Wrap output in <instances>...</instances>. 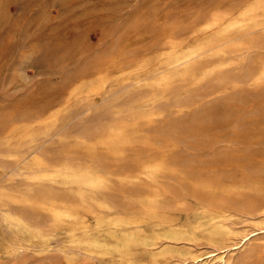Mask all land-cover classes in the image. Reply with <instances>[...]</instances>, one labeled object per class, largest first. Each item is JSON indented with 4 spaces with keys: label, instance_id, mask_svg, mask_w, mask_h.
Returning <instances> with one entry per match:
<instances>
[{
    "label": "rangeland",
    "instance_id": "374dc122",
    "mask_svg": "<svg viewBox=\"0 0 264 264\" xmlns=\"http://www.w3.org/2000/svg\"><path fill=\"white\" fill-rule=\"evenodd\" d=\"M242 1L244 0H0V112L9 113L13 111L16 115L18 129L10 141L11 146L19 142L23 143L20 149L22 156L20 155L18 158L9 155L8 151L4 147L2 148L3 145L0 144V188L12 180L19 186L24 185L27 181L24 174L17 175L16 177L12 176L20 169L24 172L32 166L37 174L45 175L50 173L51 167L58 166L66 160H78L80 155V159L87 158L88 156L85 151L71 147L69 141L72 142L74 140L79 142V138L81 139L84 136L87 140L89 139L87 142L89 147L97 141L96 138L102 132L103 128L113 126L114 124L117 125L127 120L125 119L128 118L126 114L117 115V117H121L122 115L125 117L122 116L121 118L115 119L116 114H119L117 112L120 111V108L128 111L135 106L133 111L138 110L136 107L138 105L135 102L133 103L135 98L129 99L127 97L130 88L125 87L126 84L118 81H114L113 84L112 82L106 84V92L102 96V102L99 101L90 110L91 112L87 110L86 106L74 105L73 96L67 95V92L69 93L70 91L68 89L73 86L80 75L89 74L93 67L92 65L113 52L118 46L124 45L127 42V37L123 36L122 33L128 26L138 25L140 29L146 30L150 34H153L156 29L162 26L176 22L184 28L195 22L202 21L201 15L204 14V11L207 13L216 5V7H234L239 6ZM258 41L256 42L257 46L254 43L255 47L249 48L252 49L251 51L247 49L238 54L239 67L236 64L235 66L226 67L228 69L224 68L212 76L213 79L211 78L208 84L197 85L198 87L194 84L196 90L193 88V84H178L174 91H172L173 95H171L170 99L157 101L154 103L156 104L155 106L153 104L154 111H161L163 113H160V116H156L154 119L155 122L152 121V123L150 122L151 124L142 120L138 125L141 133L148 135L152 143L155 144V146L153 145L154 151L148 154V156H145L143 153L139 154L138 150L140 149L137 148H135V152L132 149V152L128 149L127 153L129 152V156L127 153L126 156L107 155V153H105L106 156H103L104 152L101 150L97 151L99 157L95 155L97 160L99 159L98 161L101 167H104V170L108 171L110 168L109 171L124 175L128 173H130L129 175H134L139 171L137 170L138 163L134 159L137 155L141 161L152 158L154 160L158 154V157L162 161L169 160L166 161L167 164L169 163L168 166L170 168L173 166V169L176 170L171 169L170 171L168 170L169 173L164 171L163 174H161L162 172L157 174L155 185L157 184L156 186H159L157 187L158 189L163 187L161 191L166 197L169 196L167 198L163 196L166 199H163V205L165 202H169V200L174 201L177 198H181V194L182 197L184 196L182 201L177 199L179 201H172L169 205L166 203L164 207L171 211L170 213L175 218L174 223L177 226L192 232L196 236H204L211 229L210 223L208 224L209 216L202 212V207L205 204L210 202L223 204L226 202L224 205H227L229 208L232 207L233 210H243L245 203L251 207H255L263 201L260 196H256L254 193L251 194V192H238V190H235L234 193L229 195L222 190L213 191L211 188H207L208 186H213L212 182L215 180L217 181L214 184L218 187L225 186L229 182L232 183L231 185H237L236 183H239V185H243L244 183L245 185L243 186H250L257 183L264 185V80L260 83L254 80L259 71L264 67V58H262L264 56V38ZM212 61L214 63L218 60L214 59ZM86 68L88 71H86ZM220 75L224 81L218 83L216 78L220 77ZM252 79L253 82H250ZM232 81L234 82L230 83ZM252 83H254V87ZM113 89L116 90L114 91ZM191 89L194 91L191 92ZM225 89L228 90L225 91ZM208 90L213 93L209 97H202L208 93ZM112 91L114 94L111 93ZM111 96L113 97L111 98ZM62 98L66 99L64 100ZM68 98V101L72 104L65 109ZM50 102H53V104ZM62 102L63 104L61 105ZM193 102L195 103L193 105L195 108L189 107L188 104ZM39 104L42 110L39 109ZM172 106L173 109L176 108L174 110L175 112L173 111L174 114L170 112V110H173ZM124 108L129 109L125 110ZM50 109L55 110L52 111ZM55 111H60V114L58 115V121L53 124V121L50 122L51 112ZM99 111L100 113H97ZM178 111L184 114L180 113L178 115ZM63 112L66 113V116ZM19 114L20 116H18ZM38 115L42 116L38 117ZM37 118L39 119L36 120ZM31 120L32 122L30 123ZM95 120L96 122H94ZM157 120H162V122ZM35 121L37 122L33 125ZM163 121H166L165 125ZM42 124H45V128L47 126L48 128L45 129ZM52 124L56 126L54 129L55 131L57 130L58 134L56 132L54 133ZM39 126L41 129L38 128ZM35 127H37L36 130L38 132H36ZM59 127L62 129L59 130ZM100 128L101 130H99ZM28 130H33L35 135L37 134L35 139L37 138L36 140L38 141L33 143V153L29 151V142L24 136ZM152 133L153 136L156 135L154 136L155 139L153 138L154 140L152 139ZM42 134L44 135L42 136ZM47 135L49 136L48 138ZM158 135L162 136L161 138H166L161 139ZM52 136L54 137L52 138ZM175 136H177L176 139ZM55 137L56 139H54ZM63 138L68 139V142L63 143ZM48 140L49 144H46ZM92 140L95 141L93 142ZM176 140L178 143L174 146ZM40 141L41 144L39 143ZM36 145L41 149L36 147ZM163 145L165 146L163 147ZM66 147L72 153H69L70 151ZM73 151L75 152L73 153ZM56 152L57 154H61L57 155ZM164 155L170 156L169 158L171 160L166 156L165 159ZM72 156L73 158H71ZM144 156L147 158L143 159L145 158ZM61 157L64 160L66 158V160L60 159ZM75 157L76 159H74ZM21 158L25 160L22 159L24 160L22 161L20 160ZM34 159L38 163L33 166ZM157 159L160 160L159 158ZM18 160L21 163H18ZM107 160H112L114 163L112 161L108 162ZM179 160L180 163H177ZM113 165L115 168L117 167V170ZM179 166L182 170H189L186 171L188 173L183 172ZM223 167L225 168L223 169ZM113 169L115 170L113 171ZM178 170H180V173L183 172L182 174L184 176L185 174L187 175L184 180L188 178L189 182L186 180L183 183V179L177 182L179 178H175L178 177L175 171L177 172ZM199 170L203 171H201L203 175L200 174ZM173 171L174 175L171 174ZM214 174L222 176L223 178L216 177ZM201 176L205 178L203 179ZM207 176L211 177L208 178ZM157 178L159 180L158 182ZM8 179L11 180L8 181ZM200 180L202 181L201 183ZM204 180L208 182V185L207 183L204 185ZM112 181L117 185L115 179H112ZM220 183H224L225 185ZM35 185L43 193H51V187L53 191H56L57 189L54 188L58 187L57 184H51L47 180L38 181ZM136 190L137 192L139 190V193L145 196L150 193L147 189L138 188V185L136 186ZM205 192L207 193L204 194ZM184 199H187V201L185 202ZM228 201H232V204ZM121 202L123 206L127 203V201ZM128 207L129 205L125 206L126 209ZM37 214L43 222L45 219H49L48 215L42 210L37 211ZM88 219L90 225L93 227L94 219L90 215H88ZM47 225L44 224L45 227ZM196 226L199 227L195 228ZM147 230L152 233L157 229H154L152 223H150L147 226ZM0 231L3 230L1 229ZM67 235L66 233L59 234V232H52L47 237V242L42 239V241L39 240L41 241L39 244L44 247L46 245L47 248L48 246L55 248L57 245H68L70 244V239ZM62 236L64 237L60 238ZM77 238H82V236L79 235ZM75 245L81 249H87L86 245H79V243L73 244V246ZM258 245L259 243H255L252 249ZM44 256H38L32 253L21 256H7L1 251L0 264H73L62 259V256L58 253L51 254V257ZM241 258H246V255H242ZM109 259L113 260L115 256H110ZM79 260L80 262H77V264H94V261L91 259L81 257ZM84 260L86 261L84 262ZM248 264H257L256 259H251Z\"/></svg>",
    "mask_w": 264,
    "mask_h": 264
},
{
    "label": "bare ground",
    "instance_id": "6f19581e",
    "mask_svg": "<svg viewBox=\"0 0 264 264\" xmlns=\"http://www.w3.org/2000/svg\"><path fill=\"white\" fill-rule=\"evenodd\" d=\"M216 6L207 13L204 11V14L206 15H201L202 21L195 22L187 27L185 26L186 28H182L180 24L176 22L162 26L156 29L153 34H150L148 31L140 29L138 25L128 26L122 33L123 36L127 37V42L124 45L118 46L113 52L92 65L93 67L91 66L92 68L89 74L86 73L85 75H80L73 86L71 85L72 87L68 89L70 91L69 93L67 92V95L73 96V104L86 106L87 110L90 111L99 101H101L102 96L106 92V84L109 82H112L113 84L114 81H118L126 84L125 87L130 88L127 97L129 99L135 98L133 103L135 102V104L138 105L136 106L138 110L133 111V108L135 107L133 105L132 109L128 111H124L121 108H115L120 110L119 112L116 111L119 114H116L115 119L124 116L117 117V115L126 114V117L128 118L125 119L127 120L125 122L119 121L121 123H118L117 125L114 124L115 126H104L105 128L102 129V132L100 131L101 133L96 138L97 141L94 142L95 140H92L94 143L89 147L87 144L89 139L87 140L84 136L81 137V139L79 138V142L74 140L72 142L69 141L71 147L85 151L88 156L87 158L80 159V155L79 158L77 157L78 160H66L65 158V161L61 157L60 159L65 162L62 164L60 163L58 166L52 165L53 167H51V171H49L50 173L45 175L37 174L32 166L27 169L25 168L26 170L24 172L20 169L12 175L16 177L17 175L24 174L27 181L24 185L19 186L12 180L0 188V230H3L0 231V248L4 255L21 256L32 253L38 256L45 255L51 257V254L58 253L62 256V259L73 264L80 262L78 259L81 257L84 259H91L94 261V264H248L251 259H256L257 264H264L263 184L257 183L250 186H243L245 185L244 183L243 185H239V183H236L237 185H231L232 183L226 182L230 185L220 183L225 186L218 187L214 184L217 180L214 182L211 181L213 186L205 187L208 189L211 188L213 191L222 190L229 195L234 193L235 190H238V192H251V194L254 193L256 196H260L263 201L255 207H251L245 203L243 210H233L232 207L229 208L227 205H224L226 202L219 204L215 201L216 203L210 202L205 204L202 207V212L209 216L208 224L210 223L211 229L204 236H196L192 232L181 228L174 223L175 218L171 215V211L164 207L166 203L169 205L173 200H169V202H165L163 205V199H165L163 198L165 195L161 191L163 187L159 184L162 188L158 189L157 187L159 186H156L157 184L155 185L157 174L161 172V174H163L164 171L169 173L168 170L170 171L171 169L176 170L173 169V166L170 168L168 166L169 163H166V161H169L166 159V157H168L167 155H164V157L166 156V161H162L161 158L158 157L159 154L154 160H152V158L145 161H141L137 155L134 159L135 162L138 163L137 170L139 171L134 175H129L130 173L127 171L128 174L126 175L116 174L109 171V167L108 171L104 170V167H101L100 162L98 161L99 159L97 160L95 156L97 155L98 150L104 152V154L101 153L103 156H106L105 153H107V155L113 154L126 156L128 149L134 151L135 148L140 149L138 150L139 154L143 153L145 156H148V154L154 151L153 145L155 146V144L152 143L150 140L151 138H149L148 135L141 133V129L138 128V125L142 120L147 123H152L155 117L161 113V111L158 112L153 110V104L157 101L166 100L168 98L170 99L171 95H173L172 91H174L178 84H193V88L194 84H196V87H198L197 85L208 84V81H210L212 76L217 72L229 66H235L236 64V66H238V54L253 47L254 43L256 45L258 40L264 38V0H244L239 6L234 7ZM249 50L251 51L252 49ZM262 58H264V56ZM214 59L218 61L212 63V60ZM86 71H88V69ZM216 80L218 83L224 81L221 75L220 77H217ZM254 80L258 83L264 80V67L259 71ZM233 82L234 81L230 83ZM250 82H253V79ZM253 84L254 83H252V86ZM228 89H225V91ZM108 90L110 91V89ZM193 91L194 90L191 92ZM203 92L202 94H204ZM207 92L208 93L202 97H209L213 93L209 90ZM111 93H113V91ZM112 97L113 96H111V98ZM182 97L184 98V96ZM68 100L69 98L67 99L65 109L72 104ZM54 102L56 103V101ZM50 103L53 104V102ZM194 104V102L189 103L188 106L193 107ZM155 105L156 104H154V106ZM39 109L42 110L41 106ZM127 109L129 108H126L125 110ZM175 109L170 110V112H173ZM180 110L184 111L185 109ZM189 111L191 112L190 109ZM178 112V115H180L181 111ZM97 113H100V111ZM59 114L60 111L51 112L50 122L53 121V124L54 122H57ZM65 114L66 113H64V115ZM15 116L16 115L13 111H10L9 113L0 112V144L3 145L2 148L4 147L6 151H8L9 155L18 158L22 153L20 149L23 146V143L19 142L14 146H11L10 143L18 129V122L16 121ZM18 116H20V114ZM40 116L38 115V117ZM38 119L39 118L36 120ZM157 121L162 122V120ZM166 121H163V123L165 122L164 125L166 124ZM36 122L37 121H35L33 125H35ZM94 122H96V120ZM42 125H44V128L46 127L45 124ZM155 126L157 125L155 124ZM55 127L56 126L53 125L52 129ZM38 128H40V126ZM36 129L37 127H35V130ZM61 129L62 128L59 130ZM151 129H153V127H151ZM99 130H101V128ZM36 132L38 131L36 130ZM55 132L58 134L57 130L55 131L54 129V133ZM154 132L158 133L156 131ZM153 133L151 134L152 139H155L154 136L156 135L153 136ZM36 135L33 130H28L24 135L28 139V149L29 151H32V153V149H34L33 143L38 141L36 140L37 138L35 139ZM43 135L44 134H42V136ZM54 135L56 136V134ZM158 136L159 138L162 137L160 135ZM48 137L49 136L47 135V138ZM53 137L54 136H52V138ZM176 137L177 136H175V139ZM159 138L156 137L158 140ZM54 139H56V137ZM49 140L46 144H49ZM170 141L172 140L170 139ZM64 142H68V139L63 138V143ZM39 143L41 144V141ZM177 143L176 140L174 146ZM46 144L44 143V145ZM165 145H163V147ZM36 147L39 146L36 145ZM60 150L62 149L60 148ZM67 150L69 149L67 148ZM74 152L75 151H73V153ZM69 153L72 152L70 151ZM45 154L47 155V153ZM67 156L69 157L68 154ZM73 156L71 158H73ZM24 158L26 159V157ZM24 158H21L20 160ZM146 158L147 157L143 159ZM74 159H76V157ZM128 159L130 160V158ZM35 160L36 159H34V162L32 163L33 166L38 163V161ZM59 161L61 162V160ZM17 162L21 163L19 160ZM124 163L127 164L126 162ZM177 163H180V160ZM127 168L129 167L127 166ZM224 168L225 167H223V169ZM115 169L117 170V167ZM115 169H113V171ZM219 169H221V167H219ZM178 171H175V174H177L178 177H175L177 175L174 176L175 178H179V180L176 179L177 182H180L182 179L183 183H185L186 180L189 182L188 178L184 180L187 175L185 174L184 176V174H182L184 171L185 173H188L186 171L189 170H182V173H180V170ZM201 171L202 170H199L200 174ZM171 174L174 175V171L173 173L171 172ZM215 176L218 177L219 175L217 176L216 174ZM171 177L173 176L171 175ZM220 177L223 178L222 176H219V178ZM202 178L204 179L205 177L203 176ZM11 179H8V181ZM112 179L117 181V185H115ZM42 180H47L51 182V184H57L58 187L54 188L57 190L53 191L51 187V193H43L40 188L37 189L35 185L38 181ZM206 180H204V185H206V183L208 185ZM158 181L157 178V182ZM201 182L202 181L200 180V183ZM137 185L138 188L141 187L147 189L150 193L145 196L139 193L140 189L137 192ZM206 193L207 192L204 194ZM183 197L181 194V198L177 199L182 201ZM211 197L213 198V196ZM121 201H127V203L123 206ZM186 201L187 199L185 202ZM232 201L228 202H231L230 204H232ZM126 205H129L127 209L125 208ZM40 210L48 215V220L45 219L43 222L39 219L37 211ZM88 215L92 216L94 219L93 227L89 223ZM150 223H152L154 229H157L152 233L147 230V226ZM44 224H48L47 227H45ZM198 227L199 226H196L195 228ZM52 232L68 234L67 236L70 239V244L57 245L56 247L54 246L55 248L52 246H48L47 248L46 245L44 247L39 244L42 239L46 241L47 237L50 236V233ZM79 235L82 236V238L78 239L77 237ZM63 237L64 236L60 238ZM77 243H79V245H86L87 249L84 250L76 245L73 246V244ZM255 243H259V245L252 249ZM244 254L246 255V258H241ZM110 256H115V259H109ZM85 261L86 260H84V262Z\"/></svg>",
    "mask_w": 264,
    "mask_h": 264
}]
</instances>
